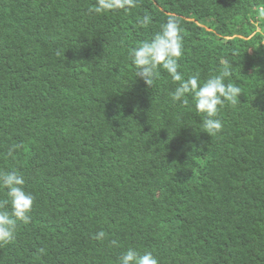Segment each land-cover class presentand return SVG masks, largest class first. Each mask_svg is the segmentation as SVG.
Instances as JSON below:
<instances>
[{"label":"trees","instance_id":"trees-1","mask_svg":"<svg viewBox=\"0 0 264 264\" xmlns=\"http://www.w3.org/2000/svg\"><path fill=\"white\" fill-rule=\"evenodd\" d=\"M95 3L0 0V171L35 197L0 264H118L129 248L159 264H264V0ZM169 13L185 78L232 64L241 94L214 134L190 94L172 101L166 71L148 86L127 55Z\"/></svg>","mask_w":264,"mask_h":264},{"label":"clouds","instance_id":"clouds-1","mask_svg":"<svg viewBox=\"0 0 264 264\" xmlns=\"http://www.w3.org/2000/svg\"><path fill=\"white\" fill-rule=\"evenodd\" d=\"M137 0H96L90 11L103 14L115 10L128 11L136 7ZM264 14V9L260 10ZM180 17L169 13L166 21L159 30L154 32L150 39L141 41L131 47L127 55L135 69L136 78L142 79L148 86L152 85L162 69L168 73L175 82L174 90L170 93L172 101H179L184 105L189 104V94L192 105L199 113L205 114L201 126L208 134L219 131L223 124L217 117L219 109L226 104L235 105L241 94V89L233 83H225L232 76L233 67L229 62H224L220 71L201 81L199 74L185 78L179 69V59L183 54V29ZM152 17L144 15L138 23L148 26ZM59 54V53H58ZM13 148L18 145H13ZM11 151V149H10ZM25 179L15 171H0V188L6 190L7 199L0 205V243H7L15 238L17 221L27 222L32 210L34 195L25 190ZM4 205H10L11 211L4 210ZM105 237L100 231L95 239ZM116 244V241H111ZM118 264H159L157 257L152 252L143 255L129 248L118 260Z\"/></svg>","mask_w":264,"mask_h":264}]
</instances>
